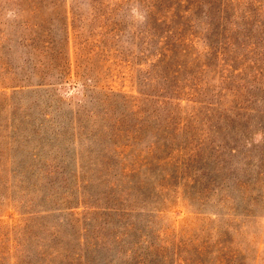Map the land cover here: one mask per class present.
Instances as JSON below:
<instances>
[{
  "label": "rangeland",
  "instance_id": "rangeland-1",
  "mask_svg": "<svg viewBox=\"0 0 264 264\" xmlns=\"http://www.w3.org/2000/svg\"><path fill=\"white\" fill-rule=\"evenodd\" d=\"M7 7L0 0L4 36L18 39L14 32L25 14L13 17ZM11 46L16 61H22L25 49L15 42ZM117 47L123 56L113 58L99 49L90 57V69L77 71L70 49L71 67L53 85L8 87L10 74L0 68V264H133L159 251L176 258L191 240H216L223 230L226 218L199 213L190 205L180 174H171L168 159H158L176 154L182 134L195 150L199 137L217 141L208 123L230 116L237 104L254 101L263 109L264 75L253 80L212 53H194L186 88L168 90L185 93L187 101H158L162 81L145 80L157 71L119 64L116 60L134 46L121 40ZM25 57L43 64L53 59L38 51ZM78 61L83 65L85 60ZM137 77L145 80L147 95L137 93ZM167 113L183 123L179 129L165 119ZM159 121L167 128L158 127ZM126 131L140 141L132 153L118 155L121 148L114 139L122 137L123 143ZM161 135L165 142L157 141ZM137 151L144 162L129 170ZM111 203L120 209L103 208ZM132 207L138 209L126 211ZM246 224L247 233L234 237L254 239L249 253L260 257L251 263L264 264V218ZM54 244L59 257H41ZM129 249L136 253L129 255Z\"/></svg>",
  "mask_w": 264,
  "mask_h": 264
},
{
  "label": "trees",
  "instance_id": "trees-1",
  "mask_svg": "<svg viewBox=\"0 0 264 264\" xmlns=\"http://www.w3.org/2000/svg\"><path fill=\"white\" fill-rule=\"evenodd\" d=\"M6 3L5 11L12 12L13 17L25 14L14 32L18 39L4 36L5 23L0 22V68L10 74L8 87L53 85L71 67L70 49L76 71L90 69V57L99 53V49L113 58L123 56V50L117 47L121 40L134 47L116 61L128 68L135 65L142 70L143 65L157 71L155 77L147 76L145 80L162 81L155 95L158 101H187L185 93L179 92L186 88L190 75L188 59L194 53H212L233 71L249 72L253 80L264 75V0H6ZM14 42L25 49L26 55L36 51L50 53L52 62L35 63L26 55L22 61H16L17 54L11 46ZM79 58L85 60L83 65ZM144 81L137 77L138 94L147 95ZM180 81L183 83L179 84ZM169 88L179 92L169 94ZM229 115L207 125L217 135V141L211 137L206 143L199 137L195 150L189 147L186 134H182L175 146L176 154L158 159H168L173 165L171 174H180L178 178L190 205L197 206L199 213L226 218L223 230L216 240L205 237L191 240L183 246L186 253L176 258L159 251L133 264H252L255 256L260 257L249 253L254 239H235L233 233L244 235L249 219L264 218V107L259 110L254 101H244L235 105ZM165 119L175 122L178 129L183 124L172 113H167ZM159 122L158 127L167 128L166 123ZM253 135L260 136L258 144ZM114 140H117L115 147L121 148L118 155L128 149L134 151L140 141L130 131L125 132L123 143L122 137ZM160 140L165 142L167 137L161 135L157 141ZM206 148L209 152L204 153ZM136 153L129 170L144 162L141 151ZM237 156L240 163L234 164ZM103 208L120 209L113 203ZM135 209L138 208L124 210L131 213ZM209 220L214 221L212 217ZM129 229L132 231L133 227ZM126 251L129 255L136 253L135 249ZM44 253L41 255L44 259L58 258L60 251L54 244Z\"/></svg>",
  "mask_w": 264,
  "mask_h": 264
}]
</instances>
